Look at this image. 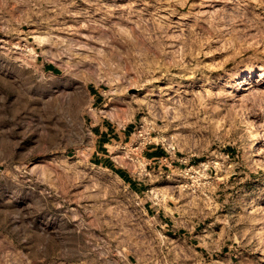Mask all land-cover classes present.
<instances>
[{"label": "rangeland", "instance_id": "rangeland-1", "mask_svg": "<svg viewBox=\"0 0 264 264\" xmlns=\"http://www.w3.org/2000/svg\"><path fill=\"white\" fill-rule=\"evenodd\" d=\"M261 69L264 0H0V264H264Z\"/></svg>", "mask_w": 264, "mask_h": 264}, {"label": "crops", "instance_id": "crops-1", "mask_svg": "<svg viewBox=\"0 0 264 264\" xmlns=\"http://www.w3.org/2000/svg\"><path fill=\"white\" fill-rule=\"evenodd\" d=\"M124 134H125V133H124ZM108 136H109V134H104V136H103V138H104L103 141H102L99 145L96 146L95 151H96L98 148L101 149V151H103L102 148L106 147L105 139H106ZM96 155H97V158L100 159V160H102V156H103V157H106L105 154H103V153H101V152H99V151L96 152ZM149 157H150L151 160H155V159H157V158L160 157V154H159V152L156 151V149L153 148V149L149 150ZM100 163H101L102 165L105 164L104 161H100ZM111 167H114V166H111Z\"/></svg>", "mask_w": 264, "mask_h": 264}, {"label": "bare ground", "instance_id": "bare-ground-1", "mask_svg": "<svg viewBox=\"0 0 264 264\" xmlns=\"http://www.w3.org/2000/svg\"><path fill=\"white\" fill-rule=\"evenodd\" d=\"M36 41L38 42V43H44V42H46V41H48V39L47 38H45V37H42L41 35L40 36H37L36 37ZM31 51H33V50H31ZM261 70H264V69H261ZM254 71V69H250L248 72L249 73H252ZM88 110L89 111H93V109H92V107L90 106L89 108H88ZM251 152H257V151H259V147H258V143L254 140L253 142H252V144H251ZM118 157V156H117Z\"/></svg>", "mask_w": 264, "mask_h": 264}, {"label": "built area", "instance_id": "built-area-1", "mask_svg": "<svg viewBox=\"0 0 264 264\" xmlns=\"http://www.w3.org/2000/svg\"><path fill=\"white\" fill-rule=\"evenodd\" d=\"M146 137L143 135V132L142 131H139V134H138V142H135L136 143V146H135V149H140L142 148V151L144 150V147L147 145V143H149L148 140L145 139Z\"/></svg>", "mask_w": 264, "mask_h": 264}, {"label": "trees", "instance_id": "trees-1", "mask_svg": "<svg viewBox=\"0 0 264 264\" xmlns=\"http://www.w3.org/2000/svg\"><path fill=\"white\" fill-rule=\"evenodd\" d=\"M48 67H52V66H48ZM119 173V172H118ZM120 175H122V173H119Z\"/></svg>", "mask_w": 264, "mask_h": 264}]
</instances>
